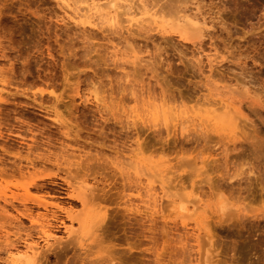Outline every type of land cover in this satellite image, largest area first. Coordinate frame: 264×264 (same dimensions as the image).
Returning <instances> with one entry per match:
<instances>
[{
	"label": "rangeland",
	"instance_id": "obj_1",
	"mask_svg": "<svg viewBox=\"0 0 264 264\" xmlns=\"http://www.w3.org/2000/svg\"><path fill=\"white\" fill-rule=\"evenodd\" d=\"M93 1L109 0H0V192L10 202L0 201V251L8 247L0 252V264H12L11 255L25 251L31 240L42 246L36 247L38 264H203L207 242L201 223L208 221L218 251L215 264H264V217L249 215L246 221L220 225L206 205L220 184L248 210L264 213V0H176L185 4L182 11L207 23L206 37L202 44L193 40L195 45L177 32L163 35L155 26L143 33L128 26V17H121L119 29L97 18L98 26L77 22L73 9L81 14ZM155 1L153 11L164 5L166 16L173 2ZM155 1L147 0L150 7ZM204 96L229 99L243 113H236L237 122L256 136V144L242 140L234 153L231 138L213 135L206 144L200 132L190 131L192 138L181 135L182 127L163 108L190 110ZM258 146L263 148L257 151ZM184 155L189 162L186 157L181 162ZM119 166L129 168L124 172L133 180L118 172ZM249 166H257L252 175L246 174ZM227 167L245 172L243 180L222 181ZM31 174L38 177L32 180ZM85 179L88 186L82 184ZM91 185L92 195L87 192ZM80 194H88L85 205ZM172 200L200 207L189 218ZM23 208L32 215H23ZM45 225L60 238L49 253L42 250ZM73 225L76 232L69 234ZM74 240L77 245L70 246Z\"/></svg>",
	"mask_w": 264,
	"mask_h": 264
},
{
	"label": "bare ground",
	"instance_id": "obj_2",
	"mask_svg": "<svg viewBox=\"0 0 264 264\" xmlns=\"http://www.w3.org/2000/svg\"><path fill=\"white\" fill-rule=\"evenodd\" d=\"M155 1V0H154ZM159 1V0H158ZM169 0H167L165 3L167 4V2H168ZM176 1V0H175ZM178 2L179 1H181V0H177ZM176 1V2H177ZM185 1V0H184ZM137 2H139L140 4H141V6H136L137 4ZM146 2H147V0H146ZM144 0H109L107 3L105 2V4L104 3H102L103 5H101V3H98V4H95L94 3V1H93V3H90V4H87L85 7L86 8H82V9H80L81 11V14H79L78 12H79V8H76V9H73V13H75V20L77 21V22H80L82 19H83V21L82 22H84L83 23V25H88V26H94V23L95 24H97V26H98V24L99 23H96V21H95V19L97 18V19H99L101 22H100V24H102V25H107L109 28H123L121 25H122V23H121V17H128V19L126 20V22L128 23V26H131L132 28L134 27V26H136V28H137V30H140V31H143V33H144V31L145 32H147L148 34H149V32H151L152 33V31L154 30L153 28V26H155V28L156 29H158V31H159V33L161 32L163 35H165V34H168V33H175V32H177L178 34H179V37L181 38V39H183L184 41H191V43H192V41L194 40L196 43H197V41H201L202 40V38L203 37H206V36H203L204 35V33H202L203 32V30L204 29H206V28H204L203 29V26H206L205 25V23L206 22H204L205 21V19H204V21L202 20V22H200L199 20H198V17L197 16H190V15H188L187 13L189 12H187V11H182V10H184V8L182 9L181 7H183L185 4H183L182 6L181 5H178V2L176 3V4H174L175 2H174V0L172 1L171 0V2H173L172 4H169V7H168V5H166L167 7H168V11H165V13H167V15H168V13L170 14H173V15H176V17H175V19L174 20H172L174 17H173V15H172V19L170 18V17H167V15L165 16V14L163 13V8H164V5H163V8L161 9H159V10H157V11H153L154 10V8L157 6V1H155V4H153L151 7H150V3L149 2H147L146 3ZM187 2H188V0H187ZM186 2V3H187ZM149 3V4H148ZM182 3H184V2H182ZM181 3V4H182ZM69 4V3H68ZM159 4V3H158ZM69 7H71V6H69ZM123 8V12H119L121 9ZM165 10H166V7H165ZM160 11V12H159ZM175 13V14H174ZM160 14V15H159ZM170 14V15H171ZM74 15V14H73ZM138 15H140L141 17H143V18H138L137 16ZM192 15V14H191ZM169 16V15H168ZM197 17V18H196ZM158 19H160L159 21H158ZM169 19H171V20H169ZM97 22H99L98 20H97ZM78 24V23H77ZM207 24V23H206ZM79 25H80V23H79ZM82 25V24H81ZM96 26V25H95ZM152 26V27H151ZM101 27V26H100ZM130 30L131 29H129V30H127L128 32H130ZM177 30V31H176ZM140 31H138V32H140ZM207 30H205V33H208V32H206ZM130 33H132V32H130ZM147 34V35H148ZM176 34V33H175ZM131 35V34H130ZM177 35V34H176ZM134 36V35H133ZM162 36V35H161ZM162 37H164V36H162ZM167 37V36H166ZM171 38V37H170ZM167 40L169 39V38H166ZM166 39H165V41H166ZM196 39H199V40H197L196 41ZM163 40H164V38H163ZM169 40H171V39H169ZM193 41V43H192V45H195L194 42ZM190 43V42H189ZM190 43V44H191ZM199 43V42H198ZM197 43V44H198ZM201 44H202V41H201ZM201 44H199V45H201ZM198 45V46H199ZM199 47H201V46H199ZM137 59V58H136ZM132 91H134V90H132ZM133 93V96H137L136 95V92L134 93V92H132ZM204 97H206L204 100L203 99H201V98H198V99H196L195 101L197 102L196 104H195V106H194V108L193 109H188V108H186L185 106H163L164 108V110H167L166 112H165V114L167 115V113H169V117H171V116H174L172 119L170 118V120H177V122L179 123V125L182 127V129H180L181 130V132H182V134L181 135H183L184 134V137H185V134H186V137L187 138H192V134L193 135H195L194 134V132L191 134L190 133V131H196V132H200V136L202 137V142L204 141H206V144L208 143L207 141H209V140H211V137L214 135H217V139H219V138H231L232 140H233V146H231L232 147V149H231V151L232 152H234V153H236L240 148H242V143H240L242 140H243V144H244V142L245 143H249V144H256V141H257V138H256V136H253V135H251V134H248L245 130H244V125H241V126H243V127H241L240 125H239V123L237 122V119L239 118L238 116H242V114L240 113V110L239 109H237V108H235L232 104H230L229 102H228V100L229 99H222V98H220L219 96H216V99L217 98H220L219 100H217L216 101V99H214V100H211L210 98H207L208 96H204ZM215 97V96H214ZM201 99V100H200ZM189 101H191V99H189ZM195 101H193V102H195ZM150 102V101H149ZM192 102V101H191ZM232 103H233V101H232ZM240 103V102H239ZM151 104H153V102L151 103ZM158 104H160V103H158ZM158 104H156L157 106H159ZM170 104V103H169ZM168 104V105H169ZM241 104L242 103H240V106L239 107H241ZM155 105V107H157ZM162 105V104H161ZM151 107V106H150ZM159 108H160V106H159ZM150 109V108H149ZM162 109V108H161ZM241 109V108H240ZM158 111V110H157ZM235 111V112H234ZM145 112V111H144ZM160 112H162V111H160ZM160 112L158 113V114H160ZM146 113V112H145ZM144 113V114H145ZM238 114V116H237V114ZM143 114V113H142ZM162 114V113H161ZM58 115V114H57ZM139 115V114H138ZM141 115V114H140ZM139 115V116H140ZM148 115V114H147ZM146 115V116H147ZM171 115V116H170ZM150 116V115H149ZM148 116V117H149ZM162 116V115H161ZM168 116V115H167ZM187 116V117H186ZM235 116L236 117H238V118H235ZM56 117V116H55ZM168 117V118H169ZM146 118V117H145ZM162 118V117H161ZM243 118H244V116H243ZM242 118V119H243ZM150 119H152V118H150ZM150 119L148 118V120H149V122H150ZM159 119V118H158ZM245 120H246V118H244ZM243 119V120H244ZM139 120H140V118H139ZM147 120V119H146ZM146 120H144V121H146ZM165 120V119H164ZM163 120V121H164ZM166 120H168V119H166ZM165 120V121H166ZM140 121H142V120H140ZM172 121V122H173ZM239 121H242V120H239ZM158 122V121H157ZM162 122V121H161ZM145 123H147V122H145ZM151 123V122H150ZM167 124V123H166ZM241 124H242V122H241ZM137 125V124H136ZM185 125H187V127H185ZM188 125H189V127H188ZM176 126V125H175ZM192 127V129H190ZM170 127H168V128H166V129H169ZM238 131H239V134H238ZM187 132V133H186ZM237 132V133H236ZM155 133H159L158 131L156 132L155 131ZM223 133H228V136H225V137H223L224 136V134ZM188 134V135H187ZM176 135V134H175ZM177 136V135H176ZM183 137V136H182ZM183 137V138H184ZM174 138H176L175 136H174ZM183 138H182V140H183ZM186 138V139H187ZM195 138H198V136L196 135L195 136ZM194 138V136H193V139H195ZM199 138L197 139V144H198V140H199ZM214 138V137H213ZM227 138V140H229ZM259 138V137H258ZM178 139V138H177ZM185 139V138H184ZM193 139H190L191 141H193ZM215 139H216V137H215ZM189 140V139H188ZM223 140V139H222ZM225 140V139H224ZM191 141H189V143L191 142ZM195 141V140H194ZM194 141H193V143H194ZM262 141V140H261ZM185 142H187V141H185ZM210 142V141H209ZM218 140H217V144H218ZM220 142H221V140H220ZM228 142V141H227ZM260 142V141H259ZM259 142H257L258 144H259ZM192 143V142H191ZM228 143H230V142H228ZM137 144V143H136ZM222 144H224L225 146H226V144L227 143H225V142H223ZM257 144V145H258ZM200 145H201V141H200ZM231 145H232V142H231ZM140 146H141V144H140ZM199 146V145H198ZM203 146H206V145H204L203 144ZM202 146V147H203ZM208 146V145H207ZM224 146V147H225ZM229 146V145H228ZM262 146V145H261ZM196 147V146H195ZM230 147V148H231ZM250 147H251V145H250ZM252 147H254L253 145H252ZM141 148V147H140ZM205 148V147H204ZM228 148V147H227ZM229 148V149H230ZM260 148H263V147H260V146H258V149L259 150H257V151H260ZM196 149H198V147L196 148ZM195 149V150H196ZM254 150L255 151V149L254 148H251V150ZM228 150V149H227ZM226 150V151H227ZM242 150V149H241ZM252 150V151H253ZM263 150V149H262ZM198 151H199V149H198ZM230 151V150H229ZM194 152V151H193ZM192 152V153H193ZM200 152V151H199ZM258 153V152H257ZM261 153V152H260ZM260 153H258L259 155H260ZM264 153V152H263ZM263 153H261L262 155H263ZM184 154V153H183ZM186 154V153H185ZM190 154V153H189ZM187 156H188V154H187ZM185 155H184V159L182 158L181 159V162H182V160H184V161H186L185 160ZM181 158V157H180ZM186 159H188L187 157H186ZM189 160L190 159H188V161L187 162H189ZM192 160V159H191ZM193 160H195V159H193ZM197 160V159H196ZM195 160V161H196ZM184 161H183V164H184ZM214 161V164H215V161L216 160H213ZM213 161H212V163H213ZM187 162H185V164H188ZM192 162L193 161H191L190 163L192 164ZM206 162V161H205ZM217 162V161H216ZM2 163V162H1ZM189 163V164H190ZM194 163H196V162H193V164ZM114 164V163H113ZM122 165L124 164V163H121ZM133 164H134V162H133ZM133 164L131 163V165L133 166ZM188 164V165H189ZM190 164V165H191ZM206 163H204V165H205ZM1 165H3V163L1 164ZM15 165V164H14ZM13 165V166H14ZM117 166H118V163L116 164ZM115 165V166H116ZM207 165H209L208 163L206 164V166ZM211 165H213V164H211V162H210V167H211ZM216 166H217V164H215ZM4 166V165H3ZM114 166V167H115ZM136 166V165H135ZM135 166H133V168H138V170H140L139 168H141L142 166H140L139 165V167H135ZM214 166V165H213ZM238 166V165H237ZM15 167V166H14ZM13 167V168H14ZM17 167V166H16ZM120 167V166H119ZM124 167V166H123ZM123 167H120V169H118V168H116V170L118 169V172H119V170H121L120 171V173L121 174H124L125 176L124 177H126L129 173V168L128 169H125L126 167H128L127 165L125 166V168H123ZM207 167H209V166H207ZM220 167V166H219ZM257 167V166H256ZM256 167L254 168H252L251 166H249L248 167V169H249V171L250 172H248V171H246V174L248 175V174H250V175H252V173L254 174V170L256 169ZM12 168V169H13ZM20 168V167H19ZM152 168V167H151ZM219 169L218 167H215V171H217V169ZM0 169H3V168H0ZM11 169V170H12ZM16 169V168H15ZM141 169H144V166H143V168H141ZM209 170H210V168H208ZM207 169V170H208ZM258 169V168H257ZM17 170H18V168H17ZM128 171L127 173L126 172H124V171ZM130 170H131V168H130ZM137 170V169H136ZM153 171H154V169H152ZM197 170V169H196ZM208 170V172H210ZM220 170V169H219ZM225 170V169H224ZM236 170V169H235ZM235 170H230V169H228V167H227V169H226V171L224 172V174H222V178H223V180H222V178H221V180L222 181H224L225 180V183L226 182H228V183H230V182H232V180H234V179H236V178H238L239 177V179H241V180H243L242 179V177H240L241 175H243V173H245V172H243V173H241L240 171L241 170H243V169H240V171H238V172H240V173H236V172H234ZM1 171V170H0ZM3 171V170H2ZM4 171H5V169H4ZM20 171H21V169H20ZM134 172H137V171H135V170H133ZM144 171V170H143ZM143 171H141L142 173H140V172H138V174L140 173V174H142V176L143 175H145L144 173H143ZM195 171V170H194ZM213 171H214V167H213ZM214 171V172H215ZM237 171V170H236ZM243 171H245V170H243ZM199 172V171H198ZM218 172V171H217ZM248 172V173H247ZM5 173V172H4ZM22 173V172H21ZM127 175H126V174ZM220 173V172H219ZM222 173V172H221ZM0 174H1V172H0ZM8 174V173H7ZM6 173H5V175H7ZM33 174V173H32ZM32 174H31V178L32 177H34V176H32ZM132 174V173H131ZM131 174H130V176H131ZM195 174H197V172L195 173ZM246 174H244V176H246ZM153 175V174H152ZM197 175H199V174H197ZM0 176H4V174L2 175H0ZM35 176L36 177H38L36 174H35ZM133 176V175H132ZM132 176L131 177H129V176H127V177H129V178H132ZM138 176V175H137ZM154 176V175H153ZM196 176V175H195ZM195 176H193V177H195ZM36 177H34V179L36 178ZM135 177V176H134ZM140 177V179H141V176H139ZM207 178H206V180H207V186L209 187V191L210 190H212V189H214V186H212V179L210 178V174H208L207 176H206ZM1 178V177H0ZM40 178V177H39ZM140 179L137 177L136 178V181L135 182H139L140 181ZM32 180H33V178H32ZM128 180V179H127ZM126 180V181H127ZM130 180V179H129ZM132 180H133V178H132ZM131 180V181H132ZM134 180H135V178H134ZM35 181V180H34ZM201 181V180H200ZM230 181V182H229ZM36 182H37V180H36ZM134 182V181H133ZM134 182V183H135ZM141 182H142V180H141ZM141 182H140V184H141ZM202 182V181H201ZM212 182V183H211ZM131 183V182H130ZM136 183V184H137ZM233 183H234V181H233ZM82 184H86L87 186H88V182H87V180L85 179L84 181H82ZM239 184H240V181H239ZM35 185V184H34ZM37 185V184H36ZM90 185V184H89ZM138 185H139V183H138ZM195 185V184H194ZM215 185V184H214ZM220 185V184H219ZM219 185H215V187L217 186V188H215V190L214 191H210L211 192V194H210V196L207 198V200H206V205L209 207V208H211V209H213V211H212V213L216 216L215 218H216V220L219 222V223H221L220 225H222V224H231L232 222H234V220L236 219L237 221L238 220H245L249 215H250V217L253 219V218H255V219H260V218H263L264 217V213H262V211L260 212V211H257V210H254V209H247V206H245L243 203H241L239 200H236L234 197H230V196H228L229 194H227V190H226V188L224 189L223 188V186L221 187V186H219ZM92 186V185H91ZM196 186V185H195ZM232 186H233V184H232ZM213 187V188H212ZM229 187H231V186H229ZM234 187V186H233ZM90 188H93V186L92 187H89V188H87V192L90 194V195H92V193H93V189H90ZM154 187H152V189H153ZM25 189H26V187H25ZM24 189V190H25ZM162 190L164 189V188H161ZM27 190H28V188H27ZM29 191V190H28ZM27 191V192H28ZM151 191H153V190H151V188H150V191H148V192H151ZM4 192V191H3ZM154 192H155V190H154ZM5 193V192H4ZM26 193V192H25ZM160 193V192H159ZM158 193V191H156V196H157V194H159ZM164 193V192H163ZM232 194V193H231ZM15 195V194H14ZM14 195L12 196V197H14ZM16 195H18V194H16ZM24 195H26V194H24ZM81 195V197H82V202H83V205H85L86 204V198H87V196L86 195H88V194H80ZM7 195L6 194H3V193H1L0 192V201H1V199L4 201H6L7 202V198L5 199V197H6ZM153 196V195H152ZM154 196H155V194H154ZM16 197H18L19 198V196H16ZM16 197H14V199H16V200H18ZM24 197V196H23ZM158 197V196H157ZM154 198H156V197H154ZM158 198H160V196L158 197ZM19 199H21V200H23V198H19ZM42 199V198H41ZM204 199L205 198H203V201H204ZM11 200H12V198H11ZM10 200V201H11ZM33 200H35V199H33ZM162 200V199H161ZM2 201V202H3ZM27 201H29V200H27ZM31 201H32V199H31ZM37 201H38V199H37ZM36 201V202H37ZM40 201V200H39ZM155 201V200H154ZM201 201H202V199H201ZM8 202H9V200H8ZM12 202H14L13 200H12ZM11 202V203H12ZM20 203H22L21 201H19ZM26 202V201H25ZM35 201H33V203H34ZM40 202H42V206H45V205H43V200H41ZM157 202H160V200L158 199L157 200ZM156 202V203H157ZM243 202V201H242ZM27 203V202H26ZM32 203V202H31ZM46 203V201L44 200V204ZM156 203H155V205H156ZM9 204H10V202H9ZM38 204H40V203H37V205ZM48 204V203H47ZM171 204H173L174 206L175 205H180V209L188 216V215H191V213H192V215H193V213H195L197 210H198V208L200 207V205L197 203V204H194V205H192V207L190 208V207H188V206H186L187 204L185 203V205L184 204H180L179 202H176L175 200H172V203ZM5 205H7V203L5 204ZM24 204H22V206H23ZM27 205V204H26ZM34 205H36V203L34 204ZM36 205V206H37ZM40 205V206H41ZM158 206H159V204H157ZM160 205H162L161 203H160ZM11 206H13V205H11ZM39 206V205H38ZM207 206H206V208H207ZM14 207V206H13ZM12 207V208H13ZM23 207H26V206H23ZM204 207V206H203ZM27 208V207H26ZM158 208V207H157ZM160 208V207H159ZM15 209V208H14ZM28 209V208H27ZM26 209V210H27ZM43 209H45L46 210V208H43ZM59 209V208H58ZM20 210V209H19ZM19 210H18V213L20 214V212H19ZM23 210L25 211V209L23 208ZM23 210H21V211H23ZM29 210V209H28ZM16 211H17V209H16ZM23 211V212H24ZM70 212H71V210H69ZM101 211V210H100ZM207 212L209 211L208 209L206 210ZM22 212V213H23ZM26 212H28V211H25V213ZM70 212H68L67 214H68V216L67 217H69V219L71 218V220L73 219V220H75L76 219V216L73 214V216L75 217H73V216H71V213ZM206 212V213H207ZM29 214L31 213V211L30 212H28ZM211 213V212H210ZM211 213V214H212ZM18 214V215H19ZM28 214V217L30 216ZM56 214V213H55ZM54 214V215H55ZM17 215V216H18ZM23 215H27V213L26 214H23ZM31 215H32V213H31ZM46 215V214H45ZM53 215V216H54ZM191 215V217H189V218H192L193 216ZM19 216H21V215H19ZM44 216V215H43ZM47 216V215H46ZM49 216V215H48ZM57 216V215H56ZM105 216V215H104ZM34 217V216H33ZM40 217H41V215H40ZM50 217V219H51V221H52V218L54 219L55 217H52L51 218V216H49ZM182 217V216H181ZM180 217V218H181ZM250 217L248 218V220L250 219ZM14 218H15V216H14ZM18 218V217H17ZM57 218V217H56ZM185 218V217H184ZM186 218H188V217H186ZM32 219V218H31ZM45 219V218H44ZM44 219H42L43 221H45V222H48L49 220L48 219H46V220H44ZM59 219V218H58ZM181 219H183V218H181ZM19 220V219H18ZM28 220V219H27ZM35 220V219H34ZM37 220V219H36ZM48 220V221H47ZM77 220V219H76ZM102 219H100V221H101ZM104 220V219H103ZM235 220V221H236ZM247 220V219H246ZM245 220V221H246ZM51 221H49L50 223H52ZM60 221V220H59ZM58 221V222H59ZM48 222V223H49ZM57 221H55V223H56ZM63 222V221H62ZM61 221H60V223H62ZM71 222V221H70ZM79 222H81V221H79ZM83 222V221H82ZM99 222V221H98ZM209 222V221H208ZM208 222H203V223H201L203 226H204V230L206 231V242H207V244H206V246L207 247H205L206 248V250H205V254H204V258H203V260H204V262H203V264H215V259H216V257H218V251H217V249L215 248V242H214V236L212 235V229H210V225L211 224H208ZM240 222V221H239ZM37 223H38V221H37ZM42 223V222H41ZM49 223V224H50ZM59 223V224H60ZM64 223V222H63ZM72 223V222H71ZM73 223H74V221H73ZM209 223H211V222H209ZM35 224H36V222H35ZM45 224V223H44ZM57 224V223H56ZM83 224V223H82ZM97 224V223H96ZM40 224H37V226H39ZM42 225V224H41ZM51 225V224H50ZM217 225H219V224H217ZM36 226V225H35ZM62 226V225H61ZM80 226L81 225H79V228H80ZM41 227V226H40ZM45 227H47V229L49 228L48 227V225L46 226L45 225ZM54 227V232H55V230H56V228H55V225L54 226H52V228ZM57 227V226H56ZM59 227V226H58ZM98 227H100V225L98 226ZM61 228V227H60ZM67 227L65 226V229H66ZM74 229V225H73V227H71L70 228V226H69V228L67 229V231H68V233L70 234V233H72V232H76V231H74L73 229ZM45 228L43 227V232H42V236H41V238L43 239V241L44 242H46V244L44 245V246H46L44 249H42L43 251H45V249L47 248V252L49 253V252H51L52 250H53V248L55 247V245H57L58 244V247H59V240L58 239H60V238H58V239H56L57 237H55V234L53 235L52 233H50V231H49V229H48V231H47V229H45ZM62 229V228H61ZM57 230L59 231V229L57 228ZM56 230V231H57ZM201 230V229H200ZM57 231V232H58ZM66 231V232H67ZM37 232V231H36ZM52 232H53V230H52ZM78 232V231H77ZM29 234H30V232H28ZM29 234L28 235H26L28 238H30L31 236H32V234H30L31 236H29ZM36 234H38V232L36 233ZM35 234V235H36ZM72 235V234H71ZM68 236V235H67ZM26 237V238H27ZM33 237V236H32ZM37 237H39V236H37ZM69 237V236H68ZM23 238V237H22ZM32 239V238H31ZM54 240L55 239V242L53 243L52 242V244H51V240ZM17 240H18V238H17ZM27 240V239H26ZM78 240V239H77ZM8 240H6L5 241V243L7 242ZM16 241V240H15ZM20 241V240H19ZM29 241V240H28ZM31 241H33V240H31ZM31 241H29V242H31ZM40 241V240H39ZM70 241V240H69ZM75 241L76 240H74V241H72L71 243L72 244H70V246L71 245H74V244H76L77 245V243H75ZM29 242H26L25 244H26V250L25 251H19L18 250V252L16 253V254H14V255H11V253L13 254V251L10 253V255L12 256V258H10V261H9V263H12V264H38L40 261L38 260V255L40 254V252L41 251H39V253H38V251H36V247H42L41 245H40V243H39V245L38 244H35V241L33 242L34 244H31V243H29ZM41 242V241H40ZM76 242H78V241H76ZM83 242V241H82ZM16 242H14V244H15ZM22 243V242H21ZM7 244V243H6ZM12 242H10V246L11 247H14L15 245H14ZM5 245V244H4ZM3 245V246H4ZM17 245V244H16ZM61 245V244H60ZM6 246H8V245H6ZM19 246V245H18ZM67 246V245H66ZM10 247V248H11ZM17 247V246H16ZM58 247H56V248H58ZM60 247H62V246H60ZM83 247V246H82ZM87 247H89L88 245H87ZM0 248H2V247H0ZM5 248L6 247H4L3 249H4V251H5ZM8 248V247H7ZM7 248H6V250H7ZM19 248V247H18ZM13 249H16V248H12L11 250H13ZM41 249H39V250H41ZM85 249H86V247H85ZM84 248H83V250H85ZM1 250V249H0ZM10 250V249H9ZM54 250L56 251V249L54 248ZM66 250V249H65ZM3 250L2 251H0V252H4ZM15 251V250H14ZM7 252V251H6ZM46 252V251H45ZM44 252V253H45ZM8 252L6 253L7 255L9 254ZM4 254V253H3ZM43 254V253H42ZM10 256V257H11ZM40 256H42V255H40ZM43 257V256H42ZM47 257V256H46ZM51 257V256H50ZM8 258V257H7ZM6 258V259H7ZM9 259V258H8ZM86 259V258H85ZM0 260H3V259H1V257H0ZM39 261V262H38ZM91 262V261H90ZM8 263V261L6 262V264ZM92 263V262H91Z\"/></svg>",
	"mask_w": 264,
	"mask_h": 264
}]
</instances>
